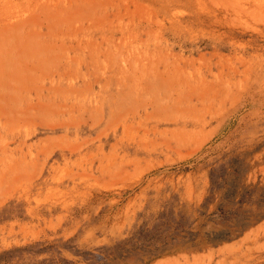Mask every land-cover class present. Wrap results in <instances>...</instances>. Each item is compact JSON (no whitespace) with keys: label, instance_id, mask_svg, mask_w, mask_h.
<instances>
[{"label":"rangeland","instance_id":"obj_1","mask_svg":"<svg viewBox=\"0 0 264 264\" xmlns=\"http://www.w3.org/2000/svg\"><path fill=\"white\" fill-rule=\"evenodd\" d=\"M211 173L263 197L264 0H0V264H264V218L142 252Z\"/></svg>","mask_w":264,"mask_h":264},{"label":"trees","instance_id":"obj_2","mask_svg":"<svg viewBox=\"0 0 264 264\" xmlns=\"http://www.w3.org/2000/svg\"><path fill=\"white\" fill-rule=\"evenodd\" d=\"M210 181L209 196L205 198L201 210L196 212V217L192 220L189 221L181 212L175 215L172 209L160 213L159 234L143 240L141 246L143 253L152 258L170 251L175 246L195 247L200 243L215 245L231 241L264 218V193L262 199L255 203L254 210H244L247 199L245 196L241 195L236 200L237 192L230 195L223 192L215 209L209 212L213 195L216 191L223 190L214 180L212 173ZM229 205H232V208H229Z\"/></svg>","mask_w":264,"mask_h":264}]
</instances>
